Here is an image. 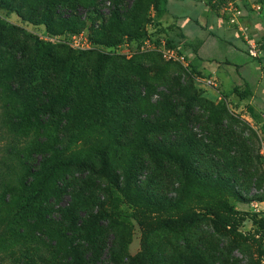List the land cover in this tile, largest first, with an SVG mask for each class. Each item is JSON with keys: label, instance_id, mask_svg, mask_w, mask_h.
<instances>
[{"label": "rangeland", "instance_id": "rangeland-1", "mask_svg": "<svg viewBox=\"0 0 264 264\" xmlns=\"http://www.w3.org/2000/svg\"><path fill=\"white\" fill-rule=\"evenodd\" d=\"M207 2L159 16L155 0H0V264H48L56 241H76L58 221L67 179L88 176L98 186L78 214L113 211L100 225L135 264H264V61ZM82 32L91 49L71 46ZM103 153L123 192L86 169ZM204 205L218 226L168 222Z\"/></svg>", "mask_w": 264, "mask_h": 264}, {"label": "trees", "instance_id": "trees-1", "mask_svg": "<svg viewBox=\"0 0 264 264\" xmlns=\"http://www.w3.org/2000/svg\"><path fill=\"white\" fill-rule=\"evenodd\" d=\"M170 1L171 0H155L154 7L159 16H162L167 12ZM213 1L214 0H208L207 5L212 11H217V6L215 3H213ZM260 2L264 4L263 0H260ZM261 39L262 41H264V37H261ZM170 44L175 47L173 42L170 41ZM145 152L148 155L147 150ZM151 153L152 150L150 149V154ZM102 155L105 158V161L101 169L100 167L96 169L97 166L93 163H90L89 165L85 164L86 169L89 170V172L93 175L99 174L107 180L113 181V185L118 189H121V191L123 192V189L119 185L118 176L107 165V154L103 153ZM74 166L77 165L74 164ZM67 180L68 184H70V182H73L74 184L68 185L69 188L67 187V194L70 195V201L61 209L62 216L58 223L63 226V229L68 234V238L72 240L73 238H77V240L72 241L66 250H60L56 241L55 244L52 245L54 251L52 253L53 255L48 261V264H80L81 260L83 258H86V252H91V256L88 257V260L92 263L94 260L93 255H95V253L97 252L101 253L103 249H108L107 251L109 253V258L105 260L101 259L99 262L102 264L114 263L117 262L118 259L124 260L129 264H135L136 260H138L136 257L134 258L127 255L125 256V250L122 247V245L124 244L122 238H120V236L117 234H115L112 238L110 236V234L112 233H110L111 231L109 224H112L113 218L117 216L113 211L110 213L101 211L100 214L98 213L99 215H89L87 218L81 217L78 214V211L83 205H85L87 208L91 207L92 201H89L88 199L92 197L82 195L86 192L95 190L96 186H98V183L93 182V180L89 176L84 179H78V182L77 179ZM202 211L204 213H201L200 211L190 212L186 209H182L181 213L179 214L180 216L177 219H172L168 222L175 224L182 222L199 223L206 220L207 218L210 219L211 217H213V219L211 218V220L214 221L215 226H218V223L220 222V214L215 211V209H212L210 206L204 205L202 207ZM100 216L107 219L109 218V224H107L106 227L100 225L101 221L98 220V217ZM115 224L116 226L118 225L120 226V228H122L123 223L117 221V223L115 222ZM111 228H114V225ZM80 239L83 240V243L79 241Z\"/></svg>", "mask_w": 264, "mask_h": 264}, {"label": "built area", "instance_id": "built-area-1", "mask_svg": "<svg viewBox=\"0 0 264 264\" xmlns=\"http://www.w3.org/2000/svg\"><path fill=\"white\" fill-rule=\"evenodd\" d=\"M213 3L216 4L219 15L240 36L248 56L263 61L264 41L253 31V24L255 19L263 13L264 4L260 0H214ZM58 38L49 37V40H59ZM71 46L76 50H88L93 47V41L88 34L77 33L72 36ZM122 48L127 50L128 43H124ZM163 54L169 60L186 61V57L173 48L164 47ZM260 155L264 166V141L261 143Z\"/></svg>", "mask_w": 264, "mask_h": 264}, {"label": "crops", "instance_id": "crops-1", "mask_svg": "<svg viewBox=\"0 0 264 264\" xmlns=\"http://www.w3.org/2000/svg\"><path fill=\"white\" fill-rule=\"evenodd\" d=\"M225 21V20H224ZM257 22V19H255V21H254V24ZM236 32V31H235ZM237 33V32H236ZM234 38L235 39H239V40H241L240 39V37H238V36H235L234 35ZM241 42H242V40H241ZM264 61V60H263ZM228 64V63H227ZM207 70L208 71V73L209 74H211V75H213L214 77H218V78H222L223 79V76H224V74H226V76H228V77H230V74L229 73H227V71H224V72H219V70H211V69H208V67H205L204 68V70ZM257 100H260L259 101V107L261 108V109H263L264 110V93H262V94H260L259 96H258V98H256ZM263 101V102H262Z\"/></svg>", "mask_w": 264, "mask_h": 264}]
</instances>
